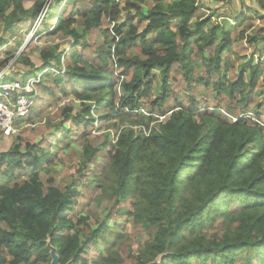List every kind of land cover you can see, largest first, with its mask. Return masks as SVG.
I'll list each match as a JSON object with an SVG mask.
<instances>
[{
  "label": "trees",
  "instance_id": "trees-1",
  "mask_svg": "<svg viewBox=\"0 0 264 264\" xmlns=\"http://www.w3.org/2000/svg\"><path fill=\"white\" fill-rule=\"evenodd\" d=\"M23 2L0 0V21L7 34L13 33V25L46 7L44 0H36L31 9ZM72 3L78 15L91 18L89 32L122 15L117 0ZM257 3L264 11V0ZM197 5V0H180L167 7L156 3L147 11L136 9L134 15L128 14L123 24L99 30L105 44L113 47L100 46L93 51L79 43L82 51L70 54L65 77L55 76L52 88L47 85L51 75L46 76L50 78L43 81V94L57 99L59 89V94L64 91L82 104L78 112L73 105L61 109L64 121H71L74 127L88 128L93 123V106L107 109L109 117L117 116L123 122L124 114L131 117L152 96L150 76L155 70L160 72L163 92L151 109L166 118L157 123L158 129H147L148 136L129 127L119 133L108 151L109 164L96 181L101 197L111 203L116 215L131 218L135 227L155 230L154 238L139 254L140 264H238L241 254L243 264H264V123L254 121L248 103L256 90L264 94V79L260 83L264 62L253 66L249 75H236L231 69L229 81L223 69L224 56L226 68H234L233 61L247 53L246 49H234L236 41L242 46L247 39L258 50L260 37L238 33L250 19L248 14L236 18L233 31H228L225 23L208 28L214 15L197 22L192 30L190 22L200 11ZM53 11L54 6L46 14L54 17ZM174 20L180 23L176 30ZM73 23L70 15L67 19L59 16L52 34L63 31L77 41L84 38L70 29ZM141 30L153 44L140 39ZM5 42L0 39L2 45ZM138 45L145 60L129 55ZM55 50L52 55L43 53V61L46 65L53 60L60 69L61 56ZM259 52L263 55L264 49ZM203 69L218 77L215 87L223 90L225 86L229 96H241L236 110L242 116H237L236 122L209 111L200 115V103L194 98L185 103L178 95L173 99L171 77L182 75L190 89L198 81L196 73ZM42 101V97L37 99L29 119L23 121L40 116L45 109ZM24 144V149L20 142L8 152H0V176L26 177L14 186L0 184V264H52L54 256L58 264H120L116 255L100 261L88 259V245L110 232L106 219L92 227L84 217L77 221L70 217L76 192L71 187L57 188L50 180L51 186L46 188L39 171L49 164L50 153L44 152L42 144ZM93 152L85 148V163L92 161ZM251 251L256 261L247 253Z\"/></svg>",
  "mask_w": 264,
  "mask_h": 264
},
{
  "label": "rangeland",
  "instance_id": "rangeland-1",
  "mask_svg": "<svg viewBox=\"0 0 264 264\" xmlns=\"http://www.w3.org/2000/svg\"><path fill=\"white\" fill-rule=\"evenodd\" d=\"M35 1L24 0L23 4L27 9H31ZM44 1L46 7L42 12L54 6L53 12L56 13L54 17L46 14L44 20L42 19L39 22L40 13L30 15L22 24L13 25L12 34L5 32V25L0 21V39L6 41L4 45L0 43V74L5 75V81L16 80L21 82H26L31 77L43 75L38 86V98H43L42 103L45 106L39 117H32V120L27 122H16L14 132L9 137H5L0 132V152H8L20 142H23V149L25 147L24 143L42 144L44 152L50 153L49 164L43 165L39 171L43 185L46 188L51 186L50 180L57 188L63 190L71 187L76 192V203L69 216L74 218L75 221L84 217L88 225L92 227H97L100 220L106 219L105 222L110 232L97 243L88 245V259L100 261L102 257L116 255L120 259V264H140L139 254L144 249L146 242L154 238L155 230L147 231L140 226L135 227L132 219L128 218L127 215L120 214L118 216L112 212L111 203L101 197V191L97 188L96 181L98 177H102L104 174L109 164L108 151L117 140V135L124 128L133 129L142 126L155 130L158 129L157 123L166 118V115L164 116L163 113L155 110L156 108L151 109L152 103L163 92L161 73L156 70L152 72L150 76L152 96L146 100L140 111L133 113L129 118H126L124 114V120L121 122L117 116L109 117L110 113L107 109L93 106L91 108L93 123L88 128H84V125L74 127L71 121H64L61 114L63 107L73 105L75 112H78L82 109V104L64 91L59 94V89L57 99L44 96L43 81L45 78H50L46 76L51 75L47 85L53 88L55 76L61 74L65 77L66 67L71 64L70 54L72 52L80 54L82 51L83 46L79 43L87 44L93 51L100 46L112 48L113 44H105V39L100 31L112 29L114 25L125 23L128 14L134 15L136 9L147 11L156 3H162L167 7L180 0H117L120 3L121 17L114 22L105 20L100 27L90 32L88 22L91 21V18H83L78 15V9L72 3V0ZM197 1L200 11L197 17L190 22L189 27L192 30L196 27L197 22L214 15V18L207 22L208 28L214 24L225 23L226 29L233 31L237 22L236 18H243L245 14H248L250 19L245 20L242 29L238 33L245 32L249 37L257 35L260 37L256 42L258 43V50L247 39H244L242 46L239 41L234 43V49L247 50L246 55H242L239 60H235L236 57L232 59L235 60L233 62L236 64L234 68H226V58L223 57V69L227 73V81H229L231 69L236 75H249L253 66L264 62V54L259 55V50L264 49V19H261L264 11L260 10L258 0ZM69 15L74 19L70 29L84 37L78 41L72 35L63 31L52 34L57 26L58 17L61 16L67 19ZM135 18H137V15H135ZM173 23H175L173 24V30H176L177 25L180 23L175 20ZM139 36L140 39H146L147 45L153 44V40L143 30L139 32ZM191 39L195 41L194 37ZM55 48L56 55L61 56L62 67L60 69L54 64L53 60L45 65L42 57L43 53L52 55V49ZM87 53H90V51ZM129 55L130 57H139L142 60L146 59L140 45L131 48ZM261 59L263 60L261 61ZM112 63L114 66V59H112ZM142 74L143 72L140 75ZM196 76L198 81L189 89L182 75H173L170 79V90L173 99L177 95L183 103L190 98L196 99L200 103V115L209 111L208 113L222 115L229 119H231L230 117L242 116L240 115L242 113L236 110L240 107L239 101L241 100L238 93L231 97L226 93L225 86L222 87L223 90L215 87L218 84V77L215 74L208 75L206 69L197 72ZM263 79L264 76L260 80L262 81L260 82L261 85ZM116 92L119 98L123 97L120 86H117ZM54 103H56V106L53 105ZM248 103H250V106L248 105L249 111L255 119L254 121L264 123V94H260L256 90L248 98ZM170 104L173 105V100ZM232 109L236 111L232 112ZM259 115L260 118H258ZM132 122L138 123L131 125ZM86 147L94 151L92 161L87 163L84 159ZM24 180H26L24 174L16 175L13 178L0 176V184L3 186H14ZM85 228L88 227L85 226ZM247 253L254 261L257 260L255 253L252 251ZM244 259V254L238 255V264H243ZM148 264H159V262L154 261Z\"/></svg>",
  "mask_w": 264,
  "mask_h": 264
},
{
  "label": "built area",
  "instance_id": "built-area-1",
  "mask_svg": "<svg viewBox=\"0 0 264 264\" xmlns=\"http://www.w3.org/2000/svg\"><path fill=\"white\" fill-rule=\"evenodd\" d=\"M46 13L47 10L40 13L38 17L39 22L42 19L44 20ZM244 17H246V14ZM42 77L43 75L31 77L26 82L16 80L5 81V75L0 74V132L5 137L12 135L16 122L25 120L34 110L38 98V86L41 83ZM230 118L233 122L237 121L236 118ZM133 130H142L147 136L150 133L146 127L142 126L135 127Z\"/></svg>",
  "mask_w": 264,
  "mask_h": 264
},
{
  "label": "water",
  "instance_id": "water-1",
  "mask_svg": "<svg viewBox=\"0 0 264 264\" xmlns=\"http://www.w3.org/2000/svg\"><path fill=\"white\" fill-rule=\"evenodd\" d=\"M53 256H54V254H53ZM52 264H58V258L56 256H54V260H53Z\"/></svg>",
  "mask_w": 264,
  "mask_h": 264
}]
</instances>
